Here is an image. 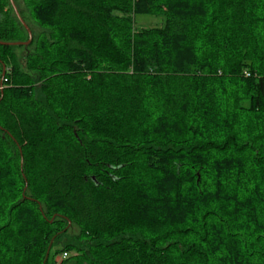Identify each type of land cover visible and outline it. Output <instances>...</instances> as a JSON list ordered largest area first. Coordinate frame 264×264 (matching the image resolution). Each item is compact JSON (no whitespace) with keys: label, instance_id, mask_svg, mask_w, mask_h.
<instances>
[{"label":"trees","instance_id":"obj_1","mask_svg":"<svg viewBox=\"0 0 264 264\" xmlns=\"http://www.w3.org/2000/svg\"><path fill=\"white\" fill-rule=\"evenodd\" d=\"M24 2L0 264H264V0ZM7 5L0 41H26Z\"/></svg>","mask_w":264,"mask_h":264},{"label":"rangeland","instance_id":"obj_2","mask_svg":"<svg viewBox=\"0 0 264 264\" xmlns=\"http://www.w3.org/2000/svg\"><path fill=\"white\" fill-rule=\"evenodd\" d=\"M12 3L14 4L19 16L22 18L24 23L27 25L31 32V38L33 32H37V25L34 23V21L31 18V15L25 5L24 0H11ZM7 9L17 17L16 13L13 10L12 4L10 0H8V5ZM18 18V17H17ZM163 21V17L161 16H145V15H140L136 17V25L139 27H157L161 26ZM16 53L20 55L22 53L21 49H16ZM64 257V256H63ZM59 258V257H58Z\"/></svg>","mask_w":264,"mask_h":264},{"label":"water","instance_id":"obj_3","mask_svg":"<svg viewBox=\"0 0 264 264\" xmlns=\"http://www.w3.org/2000/svg\"><path fill=\"white\" fill-rule=\"evenodd\" d=\"M11 4H12V7H13V10L14 12L16 13L19 21L21 22V24L23 25V27L25 28L26 32H27V35H28V38L26 41H21V42H1L0 41V44H10V45H23V46H26L29 44V42L31 41V32L29 30V28L27 27V25L24 23V21L22 20V18L19 16L14 4L12 3V1L10 0ZM3 71H4V68H3ZM2 75H3V72H2Z\"/></svg>","mask_w":264,"mask_h":264}]
</instances>
